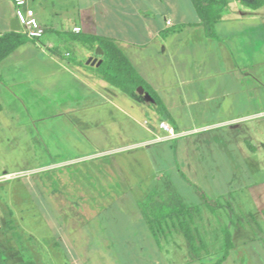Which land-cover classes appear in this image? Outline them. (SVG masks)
<instances>
[{"label": "crops", "instance_id": "crops-1", "mask_svg": "<svg viewBox=\"0 0 264 264\" xmlns=\"http://www.w3.org/2000/svg\"><path fill=\"white\" fill-rule=\"evenodd\" d=\"M30 5L48 31L42 38L19 46L0 63V125H25L30 98L34 112L39 115H53L58 109L107 110V107L125 113L126 102L117 88L92 68L97 66L86 62L95 49L63 36V33L69 37L93 34L122 41L126 54L160 94L177 124L185 121L186 112L193 114V123L199 119L211 122L202 125L212 127L237 120L238 117L230 116L234 114L257 116L245 125L243 142L251 155L259 151L258 145L264 147V0H229L214 36L207 32L192 0H31ZM15 17L13 2L0 0V34L13 30L11 21ZM76 49L85 59L76 56ZM152 109L153 115L158 114ZM126 116L133 119L132 115ZM98 125L106 124L100 121ZM154 130L147 127L140 141L153 139L150 135L156 136ZM229 140V145H235L232 142L235 139ZM98 155L85 152L63 161L81 158L90 161ZM105 161L108 163V159ZM109 166L116 172L114 166ZM247 166L250 171V165ZM196 176L209 184L203 176ZM125 177L108 186L107 183L94 186V190L91 185L93 195L86 190L90 196L86 198L87 217L79 222L77 216L70 215L63 225V234L79 256L69 254L70 259H82L85 264H119L116 251L113 252L118 246L125 252L133 247V263L127 261L128 264H138L137 257L147 258L148 264H217L225 255L224 229L228 227L234 246L223 264H264V222L255 218L259 214L250 208L262 198L260 192H254V185L239 188L245 195L242 200L251 203H244L239 197L234 206L229 202V193L206 188L222 204L212 214L215 219L209 216L207 219L203 211L196 215L195 227L206 242V249L196 256L178 227L172 228L159 244L143 214L141 202L154 190L165 196L170 191L162 187L146 189L143 191L146 197L141 200L138 194L142 191H133V185L121 186L128 183ZM58 198L60 213L75 210L71 197L54 193L52 199ZM220 209L248 214L237 221ZM220 214L226 215V220L219 221L227 222L222 229H213ZM125 256L129 257L127 253ZM96 257L98 262L94 261Z\"/></svg>", "mask_w": 264, "mask_h": 264}, {"label": "rangeland", "instance_id": "rangeland-1", "mask_svg": "<svg viewBox=\"0 0 264 264\" xmlns=\"http://www.w3.org/2000/svg\"><path fill=\"white\" fill-rule=\"evenodd\" d=\"M76 56L85 59L79 49H76ZM117 91L126 102L123 105L125 113L107 107V110L58 109L53 115H39L34 112L30 98L27 99L29 111H26L25 125H0V264H28L30 261L35 264H85L82 259L70 261L67 257L69 254L79 256L73 243L63 234V225L70 215L77 216L79 222L87 217L86 198L90 196L86 190L91 192V185L93 190L99 184L107 183L108 186L121 176H126L128 182L121 186L133 185V191H142L138 194L141 200L146 197V192L143 193L146 189L162 187L179 194L188 205L201 203L195 186L204 189L210 197L206 188H215L221 194L229 193V202L234 206L236 199L242 200L245 196L240 189L254 185V192H260L262 198L250 208L256 209L252 211L259 214L255 218L264 222V147L255 143L260 149L251 155L243 142L245 125L257 116L248 118L246 114H234L230 116L238 117L237 120L212 127L202 125L211 122L199 119L193 123V114L186 112L183 114L185 121L177 124L176 129L170 120L152 114L153 106L145 93L137 103L130 95ZM161 119L172 127L173 133L160 126ZM100 121L106 125H98ZM153 122L154 125H150ZM151 126L156 136L150 135L153 139L141 142L145 129ZM197 127L200 129H195ZM160 137L162 141L158 140ZM230 137L235 139L232 141L235 145H229ZM241 147L245 154L240 151ZM231 151L234 157H231ZM85 152L99 155L90 161L82 158L63 161L75 159ZM249 154L250 159L246 161ZM109 165L114 166L116 172ZM196 175L203 176L209 184L201 182ZM54 193L71 197L75 210L60 213V197L52 199ZM81 194L85 195L84 203H81ZM200 206L207 219L208 216L216 218L212 214L218 209ZM220 211L231 214L230 218L237 221L248 214L245 211L233 214L228 209ZM219 219L226 220V215L217 216L213 229H222V224L227 222ZM73 228L69 230L73 231ZM131 248V252H125L116 246L113 252L116 251L114 255L119 264L133 263ZM136 260L138 264L149 263L145 257ZM94 261L99 259L96 257Z\"/></svg>", "mask_w": 264, "mask_h": 264}, {"label": "trees", "instance_id": "trees-1", "mask_svg": "<svg viewBox=\"0 0 264 264\" xmlns=\"http://www.w3.org/2000/svg\"><path fill=\"white\" fill-rule=\"evenodd\" d=\"M260 1L262 0H258V2ZM192 2L201 17L207 32L212 36L216 35V24L223 18L225 7L228 5L229 0H192ZM47 31L48 29L46 32ZM63 36H66L68 40L71 39L72 41H78L92 50L100 45L105 51L104 60L99 67L92 68H94L111 86L132 96L135 100L140 101L142 98L141 93L138 91L139 87L142 86L145 89V94L149 96L155 111L163 118L170 120L174 124V127L178 129L175 118L170 113L160 94L139 73L126 54L122 46V41L113 37L93 34H72L70 35L71 37H69V34L63 33ZM30 40L33 39H30L22 31L12 30L10 32L1 33L0 63L19 46ZM194 190L200 198V204L189 206L178 194L172 191L165 196L154 190L147 200L141 202V207L159 244L162 243L163 238L168 237L172 228L178 227L189 241L193 253L196 256H200L203 249H206V242L201 237L197 227H195L196 215L201 214L200 205H205L211 210H215L222 204V201L220 199L211 198L207 192L199 186H195ZM11 227L14 228L13 226ZM15 234L19 237L21 236L17 232H15ZM233 246L234 243L231 232L229 228L226 227L224 229L225 255L223 259L229 254ZM67 257L71 261L70 257ZM223 259L219 260L217 264H223ZM28 264L35 263L30 261Z\"/></svg>", "mask_w": 264, "mask_h": 264}, {"label": "built area", "instance_id": "built-area-1", "mask_svg": "<svg viewBox=\"0 0 264 264\" xmlns=\"http://www.w3.org/2000/svg\"><path fill=\"white\" fill-rule=\"evenodd\" d=\"M15 6V16L18 18L21 30L30 39L38 40L45 35L46 28L37 18L35 9L30 5L31 0H11ZM171 21L169 20L168 23ZM160 126L170 133H173L172 127L166 122L161 121Z\"/></svg>", "mask_w": 264, "mask_h": 264}, {"label": "water", "instance_id": "water-1", "mask_svg": "<svg viewBox=\"0 0 264 264\" xmlns=\"http://www.w3.org/2000/svg\"><path fill=\"white\" fill-rule=\"evenodd\" d=\"M12 29L15 31L21 30V25L17 17L13 18L11 21ZM105 51L104 49L99 45L95 48L93 55L88 59L87 64L95 65L97 67L100 66L102 61L104 60ZM141 94L145 93V89L141 86L138 90Z\"/></svg>", "mask_w": 264, "mask_h": 264}]
</instances>
